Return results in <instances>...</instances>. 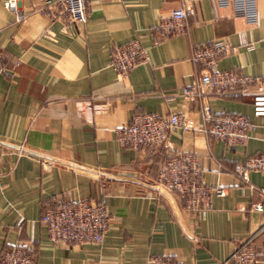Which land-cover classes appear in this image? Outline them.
I'll return each instance as SVG.
<instances>
[{
	"label": "crops",
	"instance_id": "obj_1",
	"mask_svg": "<svg viewBox=\"0 0 264 264\" xmlns=\"http://www.w3.org/2000/svg\"><path fill=\"white\" fill-rule=\"evenodd\" d=\"M257 2L260 23L253 27L215 0H93L86 24L65 26L41 12L43 0L21 1L22 21L0 0L6 70L0 71V251L28 245L38 264H145L152 255L180 264H236L225 261L264 220L253 209L262 198L251 187L264 186V172L236 171L238 163L264 153V117L254 115L253 95L205 90L203 97L187 98L181 91L201 77L203 67L192 60L195 46L217 38L238 46L219 59L220 69L264 75V0ZM183 3L194 10L185 29L164 36L158 24ZM241 33L255 41L254 50L240 46ZM136 38L147 60L121 77L111 64L113 49ZM145 112H178L185 125L172 130L168 145H122L117 128ZM208 112L247 115L257 129L246 144L209 138ZM169 151L196 156L213 190L204 218L188 212L176 195L179 214L161 191L100 173L136 172L157 183ZM66 192L107 199L111 227L102 244L51 240L41 218ZM254 246L256 264H264V232Z\"/></svg>",
	"mask_w": 264,
	"mask_h": 264
},
{
	"label": "built area",
	"instance_id": "obj_2",
	"mask_svg": "<svg viewBox=\"0 0 264 264\" xmlns=\"http://www.w3.org/2000/svg\"><path fill=\"white\" fill-rule=\"evenodd\" d=\"M22 0H4V5L15 12L18 20L26 18L21 10ZM93 0H43L41 12L65 26L72 23L86 24L90 5ZM217 8H231L236 16L243 18L251 27L260 23L257 0H215ZM194 13L187 3L172 10L171 16L158 24L164 36H171L185 29L186 21ZM240 46L254 50L255 41L246 33L240 34ZM238 50L226 38H217L196 45L192 60L203 67L201 77L192 86H186L181 94L187 98L203 97L205 90L223 96L230 94L253 95V111L256 117H264V75L253 76L240 70L219 68V59ZM146 48L142 40L136 38L119 44L112 52V66L121 77H126L132 69L147 60ZM3 52L0 50V71L5 72ZM174 95V94H173ZM170 95V99H173ZM111 101L107 102V106ZM185 125L184 115L174 112L168 115L158 113H137L131 121L117 128L118 141L124 146L140 150L149 145H168L172 130ZM257 124L243 114L206 113L204 131L209 138L223 139L230 144H246L253 137ZM2 151L0 149V158ZM236 171L245 175L250 171L264 172V153L255 154L236 165ZM157 183L176 195L192 215L205 217L211 207L212 188L205 184L202 169L192 152L169 151L159 164ZM262 200L253 205V209L264 213V186L256 188ZM216 192L225 194L223 188ZM47 227L52 241H64L73 244L95 242L102 244L111 227V214L106 198H74L70 192L62 194L55 204H48L41 218ZM23 218L21 219V222ZM264 232V220L259 228L246 240L238 244L229 254L225 263L256 264L259 251L254 240ZM0 264H38L31 247L18 244L0 251ZM145 264H180L170 256L152 255Z\"/></svg>",
	"mask_w": 264,
	"mask_h": 264
},
{
	"label": "water",
	"instance_id": "obj_3",
	"mask_svg": "<svg viewBox=\"0 0 264 264\" xmlns=\"http://www.w3.org/2000/svg\"><path fill=\"white\" fill-rule=\"evenodd\" d=\"M6 144H8V143H6ZM8 145L12 146V144H8ZM22 149L29 152V153L38 155V156L59 160V159H56L50 155L38 152L36 150H32L29 148H22ZM59 161H62V160H59ZM66 163L69 164V162H66ZM100 173L103 176H105L107 179H110V180L132 181V182H136V183H140L142 185H145L149 188L157 189V190L161 191L164 195H166L171 200L176 212L179 214V209H178V206L176 204V200H175L174 196L172 195V193L169 192L168 190H166L164 187L160 186L158 183L147 181V180L141 178L136 172H130V171H124V170L103 169L100 171Z\"/></svg>",
	"mask_w": 264,
	"mask_h": 264
}]
</instances>
